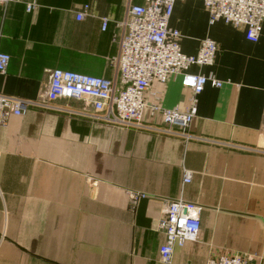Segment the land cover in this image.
I'll list each match as a JSON object with an SVG mask.
<instances>
[{"label":"crops","instance_id":"1","mask_svg":"<svg viewBox=\"0 0 264 264\" xmlns=\"http://www.w3.org/2000/svg\"><path fill=\"white\" fill-rule=\"evenodd\" d=\"M129 3L143 0L0 6V51L10 55L0 93L41 98L55 68L117 80L109 62L118 52L113 35ZM101 17L109 19L104 31ZM168 25L180 32L186 54L206 37L218 45L213 65L189 69L222 82L197 96L188 131L198 138L185 142L41 108L11 116L0 126V264H161L158 220L164 199L178 197L202 207L197 239L175 250L178 264H205L221 253L264 264V153L241 148L264 150V21L252 42L243 27L210 25L201 0H178ZM161 91L163 107L188 104L179 76ZM54 105L92 110L77 100ZM183 168L192 178L182 186ZM132 189L149 196L134 210Z\"/></svg>","mask_w":264,"mask_h":264},{"label":"built area","instance_id":"2","mask_svg":"<svg viewBox=\"0 0 264 264\" xmlns=\"http://www.w3.org/2000/svg\"><path fill=\"white\" fill-rule=\"evenodd\" d=\"M13 0H0L6 7ZM178 0H143V3H129L126 17L119 24L121 33L113 35L118 52L110 59L117 71V80L84 74L72 70L55 68L51 70L44 95L29 99L0 93V126L11 116H22L30 108L56 110L87 116L106 124L149 129L171 136H178L185 142L198 138L189 133L188 128L194 118L197 96L206 84L220 87L222 82L210 72L208 74L189 71L192 66H211L218 51L217 43L209 37L201 39L195 54L181 50L180 32L168 25L174 3ZM208 13V23L217 21L235 27H243L247 40H258L264 21V0H201ZM33 3L26 6L30 11ZM87 5L76 14L83 18ZM101 30H106L109 19L101 17ZM10 55L0 51V72L3 73ZM179 76L182 87L189 90L188 104L184 107H163L160 103L161 87L171 78ZM58 99L82 101L91 111L73 110L54 105ZM146 118L149 121L145 120ZM158 118L161 126L150 120ZM201 140V139H200ZM257 153L264 150L245 148ZM182 186L189 183L192 172L182 169ZM91 186L96 185L88 178ZM128 205L134 210L140 200L149 197L145 192L128 190ZM199 204L183 197L164 199L162 215L157 228L162 235L158 248L161 264H178L174 259L176 248H182L188 241L198 237L200 226ZM249 258L231 253H221L210 257L205 264H250Z\"/></svg>","mask_w":264,"mask_h":264}]
</instances>
